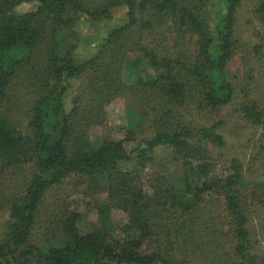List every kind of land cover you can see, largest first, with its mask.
<instances>
[{
  "label": "trees",
  "instance_id": "1",
  "mask_svg": "<svg viewBox=\"0 0 264 264\" xmlns=\"http://www.w3.org/2000/svg\"><path fill=\"white\" fill-rule=\"evenodd\" d=\"M216 1L223 7L212 27L208 8ZM240 2L0 0L2 260L264 264L251 219L264 209V175L249 180L239 158L224 159V121L199 127L194 117H220L238 92L224 77L227 66L240 54L248 68L261 48L240 41ZM23 3L35 8L16 13ZM115 8L125 9V21L109 28L87 59L76 60L77 24L109 20ZM253 14L264 30V1ZM131 54L146 60L150 75L126 83ZM84 76L67 110L70 83ZM239 92L236 122L264 134V96L249 87ZM120 98L128 120L122 138L104 134L93 144L91 131L107 133L106 107ZM166 151L168 164L181 169L177 181L163 161L156 163ZM130 163L137 171L120 169ZM24 170L17 189L15 172ZM64 184L70 192L46 207L49 192ZM73 193L105 196L97 224L85 233L71 208ZM114 208L126 218L118 224Z\"/></svg>",
  "mask_w": 264,
  "mask_h": 264
},
{
  "label": "rangeland",
  "instance_id": "2",
  "mask_svg": "<svg viewBox=\"0 0 264 264\" xmlns=\"http://www.w3.org/2000/svg\"><path fill=\"white\" fill-rule=\"evenodd\" d=\"M264 0H241L239 8V26H240V41L246 47L261 46L257 53L252 55L250 66L246 68L242 56L236 55L227 66L224 77L227 79L233 88L238 91L234 96L233 103L221 113L219 118L210 117L205 113L194 115L195 122L199 127L209 126L214 121L221 119L225 125L221 132L226 141V149L222 151L224 159L237 157L244 165L245 174L249 180H254L255 176L264 175V156L261 150L264 145V134L262 130L252 128L245 123L236 122V117L233 112L240 96L239 90L244 87L256 90L259 95L264 96V30L254 17L253 11L259 2ZM223 4L221 1H216L209 5L208 11L210 16V24L216 26V15L221 12ZM35 8V3H23L16 7L15 12L18 14L32 11ZM125 9L115 8L112 11V17L109 20L99 23H92L87 19H82L76 26L79 33L81 44L79 45L75 59L83 61L87 59L94 51L101 36L105 35L109 28L122 24L125 20ZM216 51V42L212 47V52ZM150 75V71L146 66V60L138 54H131L128 63L124 70V81L130 83L136 78H146ZM82 81H85V76L80 79H75L70 83L67 94L64 97V104L67 110L72 108V98L74 93L81 87ZM124 99H116L106 107L107 112V133L101 128H94L90 133V141L93 144H98L101 141L102 135H110L113 139L122 138V130L127 125V117L124 110ZM196 114V113H195ZM168 151L158 154V161H163L166 164L165 174L173 180H179L182 175L181 169L176 165H169ZM167 161V162H166ZM163 165V166H164ZM122 170L137 171L133 163L121 164ZM151 170V166L148 167ZM14 179L16 180V188H20L23 184L29 170L23 172H15ZM255 178V179H256ZM21 182V183H20ZM57 190H51L46 197L45 206L49 207L53 204L59 195L69 193V187L64 184ZM220 193H213L214 197ZM105 201V196L97 198L84 197L81 194L73 193L70 197L71 208L81 215L79 224L80 231L85 233L97 224L96 207ZM5 215L0 213V223ZM112 217L115 224L125 220V215L117 209L112 210ZM252 231L255 234L256 245L259 244L258 250L264 251V209L256 211L252 216ZM37 238V236H35Z\"/></svg>",
  "mask_w": 264,
  "mask_h": 264
},
{
  "label": "water",
  "instance_id": "3",
  "mask_svg": "<svg viewBox=\"0 0 264 264\" xmlns=\"http://www.w3.org/2000/svg\"><path fill=\"white\" fill-rule=\"evenodd\" d=\"M0 262L2 263V264H7L4 260H2L1 258H0Z\"/></svg>",
  "mask_w": 264,
  "mask_h": 264
}]
</instances>
